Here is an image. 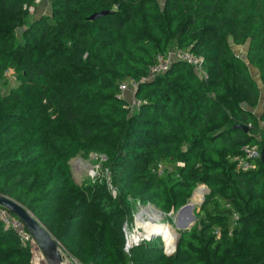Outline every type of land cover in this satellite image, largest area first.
I'll use <instances>...</instances> for the list:
<instances>
[{
    "label": "trees",
    "instance_id": "1",
    "mask_svg": "<svg viewBox=\"0 0 264 264\" xmlns=\"http://www.w3.org/2000/svg\"><path fill=\"white\" fill-rule=\"evenodd\" d=\"M51 1L50 15L29 20L35 0H0V78H17L0 93V194L82 262L264 264V162L245 171L235 160L264 147V0ZM234 45H248L245 58ZM181 49L203 57L204 75L183 60L152 75ZM131 80L138 109L118 95ZM92 152L105 155L116 198L105 182L75 181L71 160ZM159 163L174 171L159 175ZM199 185L209 192L174 255L161 237L124 251L130 196L167 214ZM32 254L0 222V264Z\"/></svg>",
    "mask_w": 264,
    "mask_h": 264
},
{
    "label": "built area",
    "instance_id": "2",
    "mask_svg": "<svg viewBox=\"0 0 264 264\" xmlns=\"http://www.w3.org/2000/svg\"><path fill=\"white\" fill-rule=\"evenodd\" d=\"M174 60L187 61L200 75L205 74V70L203 68V57L193 54L189 49H181L172 52L167 57H160L159 62L151 68L152 75L166 72L170 68ZM129 86L137 88L139 87V83L138 81L131 80L130 82L121 84L118 94L119 97H123V94L126 92ZM140 104L141 101H139V105ZM261 155L262 154L256 145L245 147L243 155L235 159L237 161V169L245 171L254 169L256 167L254 160L256 158H260ZM183 165L184 162L178 163V167ZM153 171L157 172L159 175H164L166 173L174 171V167L168 166L164 163H159L158 166H155L153 168ZM138 204L139 206L137 211L132 215V217L127 218L123 224V232L125 237L124 251L127 254L131 255L132 249L135 246L139 245L142 241L147 239L151 240L158 235H162L164 239V252L166 254L174 253L176 248V240L175 242L172 241V244H169V241L163 234L149 231V226L151 224L164 225L163 223H161V221H159V218L157 217L158 210L156 209L155 205H146L141 202H139ZM234 218H238V215L236 213L234 214ZM0 222L3 224L5 230H10L15 233L19 237L23 245L32 246L33 244H36L33 235L26 228L24 223L4 207H0ZM63 264H69V262H66L65 259ZM70 264L94 263L82 262L78 258L71 256Z\"/></svg>",
    "mask_w": 264,
    "mask_h": 264
},
{
    "label": "rangeland",
    "instance_id": "3",
    "mask_svg": "<svg viewBox=\"0 0 264 264\" xmlns=\"http://www.w3.org/2000/svg\"><path fill=\"white\" fill-rule=\"evenodd\" d=\"M160 1H161V5L165 4L164 3L165 0H160ZM51 12H52V1L51 0H35L34 4L29 9V20L44 16V15H50ZM19 32H21V29L19 30ZM233 49L238 54H240L242 57L245 58L246 53H247V49H248V45H242V46L241 45L240 46L234 45ZM250 68H251L252 74L255 77V79L260 83L261 77H260L259 71L252 66ZM15 85H17V78H16V74H15L14 70L12 69V70H9L7 72V74L4 78H0V93L4 94V93L9 92L10 88L15 86ZM137 90H139V87L134 88L133 86H129L128 89L126 90V92L123 94V97H122L124 100H126L128 102L129 107H131L133 109L139 108L140 98H138L136 95ZM263 97H264V90H263L262 98ZM262 100L263 99H261V103L257 107L252 109V111L258 117H260L261 113H262V102H263ZM260 123H261V121H260ZM257 137L260 139L261 138L260 134H258ZM256 146L259 148V151L261 152L262 149L260 148V146L259 145H256ZM70 163H71V167L73 170L74 179L77 183L81 184L83 182H91V184H97V183L105 182L107 184V187H108L109 191L111 192L112 196L114 198H116L118 196V191H117L116 187L113 185V177H112L111 171L106 166V157L104 154L92 152L88 158L83 157L82 155H78L75 158H73ZM201 186L206 188L203 199L200 202H197V201L194 202L195 191L198 188H200ZM196 190L193 192L189 202H193L194 205L196 206V209H198L200 204L203 203L206 194L208 193V187L206 185H199L196 188ZM129 201L133 205V210L131 212L132 215L137 211L138 206H139V204H138L139 202L146 204V205L152 204L151 202L144 203V202H142L141 199L135 198L134 196H130ZM156 209L158 210L157 217L159 218V221H161V223H163L164 225L175 226L178 211L175 212L174 210H171L170 213L166 214V213H163L159 208L156 207ZM131 216H129V217H131ZM235 219L236 218H234V216H233V221H235ZM178 233H180L179 230L177 231V236H178ZM177 236L174 238V240L177 239ZM156 237H161L162 241L164 243V239H163L162 235H158ZM156 237H154V238H156ZM153 240L154 239H151V240L147 239V240L142 241L141 243L151 242ZM170 243H171V241L169 242V244ZM177 245L178 244H176V248H175L174 253L177 250ZM31 247H32V252H33L32 264H49L46 257L43 255L42 251L37 246V244H33ZM62 250H63V254L65 255L66 262H69V264H70L71 255L67 252V250L65 248L62 247ZM174 253H171V254L165 253V254L167 256H172V255H174Z\"/></svg>",
    "mask_w": 264,
    "mask_h": 264
},
{
    "label": "water",
    "instance_id": "4",
    "mask_svg": "<svg viewBox=\"0 0 264 264\" xmlns=\"http://www.w3.org/2000/svg\"><path fill=\"white\" fill-rule=\"evenodd\" d=\"M108 12V10H105L93 13L89 17V19H96L97 17L103 16ZM236 126L244 129L246 132L249 131V128L246 125ZM261 154L262 161L264 162V147L261 150ZM0 207H4L9 210L24 223L26 228L33 235L37 246L40 248L49 264H63V262L65 261V255L63 254L61 243L49 231V229L43 224V222L34 215V213L30 209H28L15 199L2 194H0ZM195 209L196 206L194 205V203L188 202L178 210L176 221L177 223L182 221L181 225H178V229L188 230L195 225L197 220V217L194 212ZM183 221H185V223H183ZM179 239L180 233H178L176 244H178Z\"/></svg>",
    "mask_w": 264,
    "mask_h": 264
},
{
    "label": "bare ground",
    "instance_id": "5",
    "mask_svg": "<svg viewBox=\"0 0 264 264\" xmlns=\"http://www.w3.org/2000/svg\"><path fill=\"white\" fill-rule=\"evenodd\" d=\"M205 191H206V188L203 187V186H201L200 188H198L195 191V194H194V202L195 201L200 202L203 199V196L205 194ZM181 222H178L177 223V221H176L175 222V226L176 227L175 226H172V225H157V224H151L149 226L150 227V230L149 231H152V232L154 231V232H157V233H162L163 235L166 236V238L168 239L169 242L171 241L170 244H172V241L174 242L175 241L174 238L177 236V231L180 230V229H178L179 228L178 225H181ZM183 223H185V221H183Z\"/></svg>",
    "mask_w": 264,
    "mask_h": 264
}]
</instances>
